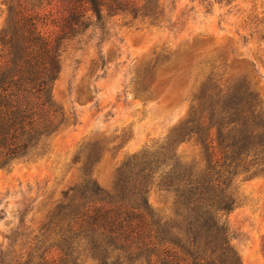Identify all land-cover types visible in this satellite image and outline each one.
Segmentation results:
<instances>
[{
    "label": "rangeland",
    "instance_id": "374dc122",
    "mask_svg": "<svg viewBox=\"0 0 264 264\" xmlns=\"http://www.w3.org/2000/svg\"><path fill=\"white\" fill-rule=\"evenodd\" d=\"M69 1L44 0L34 9L46 15L40 27L45 36L58 34ZM101 1L102 23L60 47L52 101L64 122L45 155L0 169V245L12 237L23 248L43 241V225L64 193L81 183L89 156H99L90 177L112 192L117 168L166 145L192 112L204 122L200 128L214 156V92L207 80L214 67L221 90L246 84L264 120V0ZM4 23L5 14L0 28ZM173 152L187 165H205L194 141L176 144ZM258 169L233 182L236 204L226 216L239 264H264V165ZM167 200L157 188L148 193L159 215L167 212ZM42 245L34 264H89L82 249L53 240Z\"/></svg>",
    "mask_w": 264,
    "mask_h": 264
},
{
    "label": "trees",
    "instance_id": "16d2710c",
    "mask_svg": "<svg viewBox=\"0 0 264 264\" xmlns=\"http://www.w3.org/2000/svg\"><path fill=\"white\" fill-rule=\"evenodd\" d=\"M43 3L0 0V17L5 14L0 28V169L45 155L49 138L64 122L52 101L60 47L104 19L101 0H70L58 34L50 38L40 30L46 15L34 11ZM217 70L207 77L209 94L214 92L209 107L214 108V156L200 128L204 122L193 112L166 145L122 163L112 192L90 177L99 156H89L82 162L81 183L64 193L43 225L44 240L38 244L33 239L23 248L16 237L4 238L8 243L0 245V264H34L39 247L52 240L82 249L89 264H239L228 243L226 216L236 204L233 182L256 175L264 165V120L246 84L223 91ZM189 141L205 153L202 169L179 161L173 152L176 144ZM153 187L168 199L165 215L150 207Z\"/></svg>",
    "mask_w": 264,
    "mask_h": 264
}]
</instances>
